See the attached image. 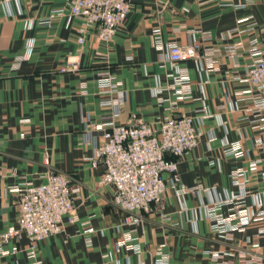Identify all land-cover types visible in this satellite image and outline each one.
<instances>
[{
  "label": "crops",
  "instance_id": "1",
  "mask_svg": "<svg viewBox=\"0 0 264 264\" xmlns=\"http://www.w3.org/2000/svg\"><path fill=\"white\" fill-rule=\"evenodd\" d=\"M129 1L126 21L104 43L97 41L98 28L71 16L64 0H0V237L19 228L18 198L10 188L66 174L81 185L74 200L77 222L65 220L61 233L39 243L42 264H156L160 253L169 264H264V238H257L264 219L223 234L212 229L208 214L210 207L246 192L233 176L240 169L246 174L238 181L248 182L245 206L255 211L264 199V112H253L254 89L243 80L251 60L248 19L257 23L264 48V0ZM234 28L238 31L228 34ZM156 29L166 42L198 45L200 57L174 65L156 48ZM200 32L211 33L212 39L205 41ZM236 43L243 47L227 53ZM212 59L216 64L210 70ZM176 66L190 77L191 95L182 100ZM105 72L127 94L121 122L130 123L134 116L157 122L171 113L208 114L196 122L197 147L178 164L183 184L204 190L178 196L169 188L163 209L144 214L143 225L135 229L121 227L114 188L100 186L104 167L93 168L90 162L94 148L86 133L113 111L99 86ZM171 102H177L172 112ZM233 144L241 146L242 157L226 155ZM232 208L222 204L218 211L227 217ZM165 213L169 221L162 220ZM127 231L140 253L119 248ZM15 245L20 250L0 256V264H29L27 236L22 233L3 247Z\"/></svg>",
  "mask_w": 264,
  "mask_h": 264
},
{
  "label": "built area",
  "instance_id": "2",
  "mask_svg": "<svg viewBox=\"0 0 264 264\" xmlns=\"http://www.w3.org/2000/svg\"><path fill=\"white\" fill-rule=\"evenodd\" d=\"M10 1V0H6ZM73 14L84 18L87 25H100L99 42H110L119 26L123 23L130 10L129 0H71ZM249 20V19H248ZM46 23V22H44ZM231 29L228 34L237 32ZM257 23L249 22L245 32L252 36L249 40L250 62L246 65L244 82L253 87V112H264V48L255 36ZM202 39H212L211 33L200 32ZM155 46L164 51L168 61L177 65L190 59L198 58V45L185 47L175 41L163 40L162 32L156 29L153 34ZM83 43V38H79ZM243 47L238 43L226 49L233 54ZM210 53L218 54V50ZM216 61L210 60L208 67L215 68ZM75 65L73 67L76 68ZM176 86L178 100L191 95L190 77L186 69L176 66ZM101 93L109 95V105L113 111L99 121L90 125L87 131L88 141L93 145L94 153L90 159L93 168L104 167L100 186L110 185L114 188L113 203L123 212L121 227L135 229L144 222V214L153 208L163 209V197L168 187L178 196L197 193L204 190L202 185L188 187L183 184L178 173L179 160L197 147L200 132L196 122L207 115H181L173 113L157 122H146L136 116L130 123L120 121L122 108L127 94L122 90L120 82L111 74L99 76ZM161 91L157 90V94ZM163 100L160 99V104ZM177 102H171L169 110L176 108ZM206 113L205 111L201 114ZM226 155L240 158L243 151L239 144L226 149ZM252 169H256V163ZM246 170L240 169L233 176L237 185L244 189V194L221 201L219 205H233V210L225 217L219 213V205L208 209L212 220V229L218 233L245 230L255 219H264V199L256 202V210L245 206L248 195L247 180L239 182ZM264 176V174H263ZM0 174V181H1ZM18 198L20 207L19 228H10L1 235L2 243L14 238L19 240L22 232L29 239L26 250L29 264H42L38 257L39 243L46 238L63 231L65 220L77 222L74 200L81 193V185L65 174H49L39 185L31 182L9 189ZM167 219V217H164ZM258 239L264 238V228L257 234ZM119 248L140 253L137 239L131 232L124 233V239L118 243ZM19 251L16 245L11 250L4 249L0 244V255L15 254ZM156 264H169V257L160 253ZM144 264V263H141Z\"/></svg>",
  "mask_w": 264,
  "mask_h": 264
},
{
  "label": "rangeland",
  "instance_id": "3",
  "mask_svg": "<svg viewBox=\"0 0 264 264\" xmlns=\"http://www.w3.org/2000/svg\"><path fill=\"white\" fill-rule=\"evenodd\" d=\"M65 2H66V4L68 5V8H69V12H70V14H71V16H73V17H75V18H79V19H82L83 21H84V23H85V25H87L86 24V20H84V18H81V17H77V16H75L74 14H73V11H72V2H71V0H64ZM3 2H8V1H6V0H3ZM130 9H131V6H130ZM129 12H130V10H129ZM59 14H63L62 12H60ZM128 15H129V13H128ZM128 15H127V17H128ZM127 17L125 18V20L123 21V23L126 21V19H127ZM249 22H251V20L249 19ZM253 22H255V21H253ZM123 23L119 26V28L123 25ZM42 24H46V25H48L49 24V21L48 22H46V23H42ZM87 26H95V27H97L98 28V34H99V31H100V29H101V26L98 24V25H87ZM119 28H118V30H119ZM118 30H117V32H118ZM117 32H116V34H117ZM246 33V32H245ZM116 34H115V36H116ZM247 34V33H246ZM114 36V37H115ZM250 36V35H249ZM255 36H256V34H255ZM114 37H113V39H114ZM257 37V36H256ZM83 38V37H82ZM112 39V40H113ZM111 40V41H112ZM97 41H98V37H97ZM110 41V42H111ZM83 42H84V39H83ZM110 42H104V43H110ZM78 43H80L79 42V39H78ZM80 44H82V43H80ZM236 44H238V43H236ZM236 44H234V45H236ZM200 56L198 55V58H199ZM74 69H76V68H74ZM66 70H63V72H65ZM108 72H105V73H100V75H104V74H107ZM201 115H207L208 116V114L207 113H203V114H201ZM138 118H140V117H138ZM140 119H142V120H144L143 118H140ZM100 120V119H99ZM98 120V121H99ZM145 121V120H144ZM95 122H97V121H95ZM94 122V123H95ZM146 122H148V121H146ZM148 123H150V122H148ZM93 124V123H92ZM195 149V148H194ZM193 149V150H194ZM192 150V151H193ZM191 152V151H190ZM189 152V153H190ZM187 155V154H186ZM178 173H179V169H178ZM1 174V173H0ZM66 175V174H65ZM180 175V174H179ZM69 176V175H68ZM72 178V177H71ZM182 180V179H181ZM203 186V185H202ZM170 187H168V189H169ZM167 189V190H168ZM166 193V192H165ZM19 204V203H18ZM122 212V211H121ZM123 213V212H122ZM124 215V214H123ZM20 216V215H19ZM164 217H167V219H165ZM161 218H162V220L163 221H169V216L165 213V214H162L161 215ZM64 227V226H63ZM23 233V232H22ZM24 234V233H23ZM12 239V238H11ZM10 240V239H9ZM8 240V241H9ZM4 243H6V242H3L2 243V239H1V237H0V244H4ZM16 246V245H15ZM20 250V249H19ZM0 256H3V255H0ZM26 256H27V253H26ZM28 259V258H27Z\"/></svg>",
  "mask_w": 264,
  "mask_h": 264
}]
</instances>
